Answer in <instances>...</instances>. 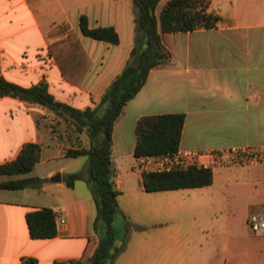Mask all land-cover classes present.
<instances>
[{
    "label": "crops",
    "instance_id": "obj_1",
    "mask_svg": "<svg viewBox=\"0 0 264 264\" xmlns=\"http://www.w3.org/2000/svg\"><path fill=\"white\" fill-rule=\"evenodd\" d=\"M206 2L207 11L221 20L210 29L163 34L170 59L151 69L114 125L112 165L119 196L139 193L152 210L150 193L184 191L158 195L173 219L180 216L178 224L136 223L124 238L116 232L125 264H157L155 253L161 247L159 264H264V235H255L248 223L252 214H264L263 164L214 168L209 186L154 192L145 190L136 167L135 126L143 116L185 114L181 149L264 146V0ZM82 15L91 27H114L119 43L84 35ZM66 26L91 60L81 85L65 79L51 54L50 46L67 38ZM56 27L63 30L51 33ZM134 43V0H0V78L23 87L45 82L57 100L77 109L100 101L123 71ZM55 119L42 106L0 95V164L16 159L26 143L42 147L33 174L0 176V181L45 179L41 187L0 188V264H73L69 260L81 258L92 237L105 234L89 184L80 180L69 188L63 181L65 174L87 168L89 158L65 156L70 145L58 139ZM82 138L88 147L87 136ZM57 174L61 180L54 179ZM215 186L225 189L222 201L204 190ZM43 208L56 213L55 237L30 233L27 214ZM201 213L213 215L197 218ZM183 214L195 215L193 223L184 224ZM135 233L140 234L131 244Z\"/></svg>",
    "mask_w": 264,
    "mask_h": 264
},
{
    "label": "trees",
    "instance_id": "obj_2",
    "mask_svg": "<svg viewBox=\"0 0 264 264\" xmlns=\"http://www.w3.org/2000/svg\"><path fill=\"white\" fill-rule=\"evenodd\" d=\"M207 0H134L135 43L123 71L113 80L100 101L93 107L77 109L61 102L49 91L45 82L23 87L0 78V95L44 107L56 115L53 130L58 139L69 144L66 157L88 156L89 166L68 173L63 181L73 188L77 181H86L97 204L98 221H102L105 234L90 239L83 256L69 260L73 264H110L117 253V234L114 223L118 216V196L114 186L115 169L112 165L114 125L126 104L144 86L155 66L171 57L163 43L165 33L213 28L221 16L207 11ZM164 2L157 15L158 6ZM68 29L69 27L66 26ZM84 35L118 44L119 34L112 26L91 27L86 15L80 18ZM63 29L56 27L51 33ZM145 44L147 46L145 47ZM65 79L81 85L90 58L77 35L69 29L67 38L50 46ZM185 114L143 116L135 126V155H154L175 152L180 148ZM89 146H84L82 136ZM41 145L26 143L16 159L0 164V176L25 175L33 171L40 161ZM212 169L192 167L185 171L149 172L143 174V185L148 192L195 188L213 183ZM45 179L36 176L8 178L0 181V188L18 190L41 187ZM30 233L34 238H51L58 234L56 213L43 208L27 214Z\"/></svg>",
    "mask_w": 264,
    "mask_h": 264
},
{
    "label": "built area",
    "instance_id": "obj_3",
    "mask_svg": "<svg viewBox=\"0 0 264 264\" xmlns=\"http://www.w3.org/2000/svg\"><path fill=\"white\" fill-rule=\"evenodd\" d=\"M258 164L264 165V146H229L214 150L179 148L170 153L136 156V167L143 174L185 171L192 167L214 169ZM248 223L255 235H264V214H252Z\"/></svg>",
    "mask_w": 264,
    "mask_h": 264
},
{
    "label": "rangeland",
    "instance_id": "obj_4",
    "mask_svg": "<svg viewBox=\"0 0 264 264\" xmlns=\"http://www.w3.org/2000/svg\"><path fill=\"white\" fill-rule=\"evenodd\" d=\"M35 172V171H34ZM34 172H31L30 174H33ZM202 190V189H200ZM208 190L210 193H216L218 197L223 200L224 197V191L225 189L223 187L215 186V187H208ZM170 192H184V191H163V192H157V193H150L148 196H154V200L152 201L153 209L149 210L148 204L146 200H142L141 195L139 193H121V195L118 198V218L119 222L117 224V221H115L114 226L116 229L117 234H120L122 238L125 237L126 233L131 230V228H134L136 223H143L146 225H154L155 223H162L160 221L167 220L169 221V225H176L180 221V216H178L176 219H173V216L170 211H165L161 205H165L164 201L161 202L160 198H158L159 194H163L164 196H167ZM169 198H165V202L167 204ZM172 200V199H171ZM213 214H205L201 213L200 215H197V218L200 219H209L211 218ZM218 215L222 217V212L219 211ZM195 215H187L183 214L181 217L184 219V224H192L191 217L194 218ZM123 225V227H121ZM156 225V224H155ZM163 225V224H161ZM165 226V225H164ZM140 233H135L132 236L131 244L133 240H135V237L139 235ZM210 241V240H209ZM225 241V234H221L220 237V247L224 245ZM206 243V242H205ZM206 248V247H205ZM221 249V248H220ZM120 251V250H119ZM117 251L115 256L110 261V264H125L126 260L124 256H121V252ZM157 264H159V258L163 256V248H160L159 252L155 253ZM193 264V263H189Z\"/></svg>",
    "mask_w": 264,
    "mask_h": 264
},
{
    "label": "water",
    "instance_id": "obj_5",
    "mask_svg": "<svg viewBox=\"0 0 264 264\" xmlns=\"http://www.w3.org/2000/svg\"><path fill=\"white\" fill-rule=\"evenodd\" d=\"M146 46H147V44H145V47H146ZM54 179H56V180H61V179H62L61 174H57V176H56Z\"/></svg>",
    "mask_w": 264,
    "mask_h": 264
}]
</instances>
